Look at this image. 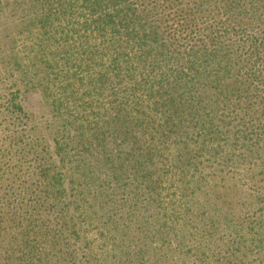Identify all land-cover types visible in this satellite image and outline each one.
Here are the masks:
<instances>
[{
  "label": "trees",
  "instance_id": "trees-1",
  "mask_svg": "<svg viewBox=\"0 0 264 264\" xmlns=\"http://www.w3.org/2000/svg\"><path fill=\"white\" fill-rule=\"evenodd\" d=\"M0 264H264V0H0Z\"/></svg>",
  "mask_w": 264,
  "mask_h": 264
},
{
  "label": "rangeland",
  "instance_id": "rangeland-1",
  "mask_svg": "<svg viewBox=\"0 0 264 264\" xmlns=\"http://www.w3.org/2000/svg\"><path fill=\"white\" fill-rule=\"evenodd\" d=\"M27 35H22L20 42L18 43V54L24 57L27 61L28 58L32 57L33 51L31 49V40L26 38Z\"/></svg>",
  "mask_w": 264,
  "mask_h": 264
}]
</instances>
